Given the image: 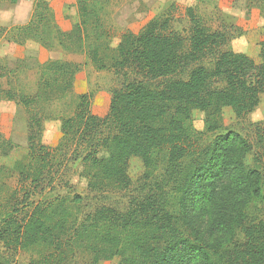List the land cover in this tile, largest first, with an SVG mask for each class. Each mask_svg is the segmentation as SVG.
I'll use <instances>...</instances> for the list:
<instances>
[{
  "label": "trees",
  "instance_id": "1",
  "mask_svg": "<svg viewBox=\"0 0 264 264\" xmlns=\"http://www.w3.org/2000/svg\"><path fill=\"white\" fill-rule=\"evenodd\" d=\"M90 1L76 0L80 21L68 32L55 33L66 48L81 47L90 39L92 27L98 26ZM171 8L139 32H124L111 55L106 54L111 48L107 45H88L83 50L96 68L121 75L130 72L136 78L113 90L104 116L92 112L88 93H79L75 113L62 120V138L54 147L41 142L44 115L32 112L29 163L15 165L23 182L29 181L34 190L43 189L57 165L56 154L65 150L63 142L76 139L89 147L82 160L92 171L86 174L92 190L132 186L133 158L145 167L140 180H151L158 153L165 154L166 181H157L125 212L101 206L81 223L65 199L39 202L27 217L15 208L0 225V264H10L7 252L36 247L41 248L40 258L29 264H64L80 250L93 255L90 264L115 257L119 264H264V210L259 206L264 203V166L248 162L252 142L225 129L201 147L195 145L187 126L195 112H201L207 129L216 132L224 128L226 108L241 119L259 106L264 94V41L257 62L228 48L229 33L208 27L194 6L185 9L186 31L176 29V5ZM53 21L50 3L39 0L31 21L19 29L49 48ZM43 69L37 94L18 95L0 83V97L31 108L39 98L73 91L82 66L49 60ZM4 75L0 73V78ZM14 147L0 134L2 156ZM101 151L107 155L99 156ZM82 199L76 194L71 201Z\"/></svg>",
  "mask_w": 264,
  "mask_h": 264
},
{
  "label": "rangeland",
  "instance_id": "2",
  "mask_svg": "<svg viewBox=\"0 0 264 264\" xmlns=\"http://www.w3.org/2000/svg\"><path fill=\"white\" fill-rule=\"evenodd\" d=\"M36 1L39 0H0V73H5L0 78L2 87L11 88L18 95L37 94L44 76L43 65L49 60L76 62L82 66V70L77 75L73 91L39 98L31 108H26L18 100L0 97V134L15 144L8 156L0 154V225L3 218L15 208L21 209V217H27L37 203H58L60 200L56 201V198L65 199L79 223L101 206H110L125 212L134 199H141L150 192L157 181H166L165 154L158 153L155 155L156 165L151 180H140L145 173V167L139 159L133 158L130 164V176L134 181L132 186L120 189L108 185L100 191L92 190L89 187L90 179L86 175L88 171H92L82 160L89 147L78 144L76 139L63 142L65 150L56 154L57 165L47 181H44L43 189L34 190L29 181L23 182L20 178L15 165L20 161L29 163L28 134L32 112L44 115L41 142L54 147L62 138V120L75 113L79 93H88L92 112L104 116L108 112L113 90L120 88L128 78H136L130 72L128 75H121L113 69L96 68L88 54L83 52L88 45H107L111 48L107 49L106 54L111 55L124 32H139L150 20L172 12L171 7L174 4L176 29L186 31L188 20L185 9L194 6L208 27L229 33L231 38L228 48L246 53L257 62L260 61L259 53L264 41V0H91L90 5L98 14V26L92 27L89 32L90 39L82 42L81 47L70 46V49L66 48L64 41L62 44L57 39L55 33L68 32L80 21L76 0H43L50 3L54 14V21L51 22L54 31L50 30L49 48L41 45L32 35H24L19 29L31 21ZM137 78L142 79L141 76ZM223 125L222 130L209 131L205 115L201 112H195L193 121L187 124L193 133L195 145L201 147L210 144L225 129L241 133L253 145V153L248 156V162L252 166H264V94L259 106L244 118L237 119L232 110L226 108ZM98 155L105 156L107 153L101 151ZM28 194L29 200L26 202ZM76 194L83 197L82 202L71 201ZM259 206L264 210V203ZM40 250V247H36L14 254L7 252L5 258L9 259L10 264H29L33 259L40 258ZM92 258L89 251L80 250L64 264H90ZM119 262L120 258L115 257L100 264Z\"/></svg>",
  "mask_w": 264,
  "mask_h": 264
}]
</instances>
